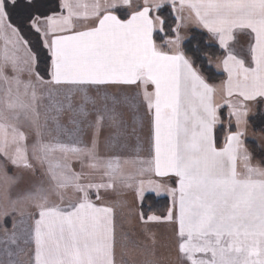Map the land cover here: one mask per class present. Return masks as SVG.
<instances>
[{"label":"snow or ice","instance_id":"6c2138e0","mask_svg":"<svg viewBox=\"0 0 264 264\" xmlns=\"http://www.w3.org/2000/svg\"><path fill=\"white\" fill-rule=\"evenodd\" d=\"M165 2L63 0L66 15L43 21L39 15L32 17L51 58V79L44 80L35 70L32 50L19 47L28 42L6 23L17 0H0V39L5 41L0 58V83L5 86L0 98V176L7 185L12 180L9 164L33 173L46 164L43 174L48 177L47 186L41 183L24 196L36 209L34 226L26 229L25 243L34 244L29 260L8 264H118L113 208L98 205L92 195L101 200V190H115L117 184L133 188L136 176L146 172L174 177V186L166 188L141 179L135 191L142 201L147 183L155 185L157 194L164 188L171 196L163 219L175 227L177 251L185 264H264V164L252 163L244 139L251 111L245 102H264V0H179V10L186 9L188 19L194 18L224 49L217 67L222 66L227 79L219 88L185 53L179 25L174 38L159 36L164 21L152 13ZM170 2L175 9L177 0ZM243 30L253 37L247 64L230 47ZM38 86H67L47 88L50 97L63 92L67 103L58 102L56 111L70 113L67 123L54 117L55 129L40 125L33 103ZM108 86L134 88L132 95L118 97L109 96ZM92 89L101 102L89 96ZM218 92L228 98L236 127L222 146L215 132L222 123L221 105L215 102ZM78 94L83 102L75 104ZM233 96L238 102L233 103ZM141 107L150 118V158L102 155V146L110 152L132 137L139 139ZM120 108H128L130 117ZM22 119L32 128L31 144L21 130ZM106 128L112 131L103 138ZM53 132L66 135L67 142ZM46 135L52 139L45 141ZM137 164L135 173L129 171V165ZM69 188L77 194L74 202L67 207L52 202L63 201L60 190ZM140 219L147 223L162 218L140 213Z\"/></svg>","mask_w":264,"mask_h":264},{"label":"rangeland","instance_id":"374dc122","mask_svg":"<svg viewBox=\"0 0 264 264\" xmlns=\"http://www.w3.org/2000/svg\"><path fill=\"white\" fill-rule=\"evenodd\" d=\"M62 10L64 11V15H66V9L62 7ZM6 23H8V21H6ZM8 33L9 35H11V29H8ZM18 36L20 35L18 34ZM12 39L15 40V37H12ZM7 47L11 51L13 45L8 44ZM19 47L21 49L29 48L28 44H21L19 45ZM4 48L5 41L3 39H0V58H2L3 56ZM19 55H24L23 50H21ZM23 78L25 80L28 79L26 74ZM4 87L5 86L0 83V98L3 97ZM48 87H52L53 89H55L56 87L61 86H38L36 89L38 99L33 103L36 111L39 113L38 119L40 125L42 127L46 126L48 129H55L56 121L54 117H59L61 123H67L70 113H59L56 111L58 102L66 105L67 101L64 100L63 92H61L59 95H56L54 92L50 97L47 91ZM93 91L94 90L89 91V96L92 99L98 100V103L101 102L99 101L96 92ZM105 91L109 93L108 90ZM25 100L28 101L29 98H25ZM82 102V94H78L74 97L75 104H79ZM108 103L111 104L110 99ZM88 107L91 108L92 105L89 104ZM143 108L144 107H141L138 113V115L143 117L144 120V127L143 130L139 132V139H137L136 137H132L126 142V146L115 147L110 152L102 146V155L106 153L109 155H119L122 160H142L141 156L144 155V160L148 159V154L146 152L148 149V145L150 144V125L149 118L145 114ZM0 110H3L2 103H0ZM130 115L131 113L129 112L125 113L126 118L130 117ZM263 115L264 114H261V111L259 109L252 116V118H257V122L254 123V126H252V128L247 132V138L256 141L263 153L262 156L255 157L256 164H264ZM20 126L21 130L29 135V144H31L33 137L32 128L29 126V121L22 119ZM255 128H257V130ZM111 131V129L106 128L103 132V138H106ZM53 135L66 142L68 140V137L66 135H59L55 132H53ZM50 139H52V136H45V141ZM46 167V164L43 167L38 166L37 172L33 173L23 168H17L9 164L7 166V170L12 180L7 185L4 183L3 177L0 176V261H4L5 264H8V262L11 261H15L16 259H20L23 262H27L29 260L34 244L25 243V240L27 239L26 229L34 226V214L36 212V209L32 203L24 199V196L30 191L34 192L35 187L37 185H40L41 183L47 186L48 177L43 174ZM137 167H139L138 164L135 167L131 165L128 166L129 171L133 173H135ZM76 170L78 171L79 168L77 167ZM139 180L140 177L139 175H137L134 181L133 188H127L120 184H117L115 190L108 189L107 191H105L104 194L106 195V197L102 198L103 200L111 199L113 201H116L117 203L118 220L116 226V258L118 264H122L123 261H127L128 264H146L147 261H157L158 264H174V262H177L178 264L180 258L175 260L176 257L174 256V250L172 249L173 245L169 243L168 247L166 246L167 243L162 240V235L164 233L157 232L158 230H156V232L150 230L151 227H154L156 221H150L141 224V222L137 220V216L139 215V213L135 203V201H137L135 187H138ZM60 191L64 193V200L61 201L57 198H53V203H56L61 207H67L69 203L75 201L77 194L73 189H61ZM162 192L164 193L165 191L163 190ZM5 212H7V215H4ZM13 225H15V228H13ZM5 228L7 229V232L3 230ZM13 237L15 238V243L12 242ZM174 249L177 250V239H175V237ZM153 252L155 253V255H153ZM183 263L185 264L184 261Z\"/></svg>","mask_w":264,"mask_h":264},{"label":"trees","instance_id":"16d2710c","mask_svg":"<svg viewBox=\"0 0 264 264\" xmlns=\"http://www.w3.org/2000/svg\"><path fill=\"white\" fill-rule=\"evenodd\" d=\"M18 6L10 10L9 20L13 27L18 29V34L23 40H26L28 47L36 56L35 70L43 77L44 80L50 79L51 58L48 50L43 46L41 34L37 33L32 27L31 18L39 15L41 19L47 16L64 15L60 0H32L29 6L25 0H17ZM156 15H159L164 21V32L159 33L160 37L165 39L174 38V29L177 28V18L170 5L161 7ZM162 43V40L157 41ZM182 47L185 53L190 56L209 83L212 85L220 84L224 81L225 76L219 72L213 65V61L221 58L224 51L211 42L210 37L203 31L193 29ZM222 123L216 129V137L218 146H222L226 135L233 129L228 126L229 117L225 108L219 111ZM264 117V115L262 116ZM257 122V118H253L251 123ZM257 130V128H255ZM249 151L254 157L262 156V151L258 143L252 140L245 142ZM171 207L170 199L166 196H158L154 193H146L141 202L140 211L147 218L149 216H159L164 218Z\"/></svg>","mask_w":264,"mask_h":264},{"label":"crops","instance_id":"0c3cea01","mask_svg":"<svg viewBox=\"0 0 264 264\" xmlns=\"http://www.w3.org/2000/svg\"><path fill=\"white\" fill-rule=\"evenodd\" d=\"M61 4L63 2V0H60ZM165 5H170L172 7V4L170 2V0H166V2L164 3L163 6ZM162 6V7H163ZM160 9V8H159ZM154 10V12L152 13L154 16L156 15V12L159 10ZM174 13H175V16L176 18L177 17H182L181 19H177V25H179V32H180V35L183 37V41H182V44L183 42L189 37L191 31L193 29H198V30H201L203 32H205L211 39V42L214 43L215 45H217L218 47L219 46V42L215 39V37H213L210 33L207 32L206 29L202 28L201 26H199L194 18L193 19H188V16H189V13L188 11L185 9L183 11H180L179 10V0H177V4H176V8L174 9L172 7ZM54 16H58V15H54ZM236 39L233 40V41H230V47H232L233 49V52L234 54H236L239 58H242L245 60L246 64L250 61V47H251V44L253 42V37L252 35L248 34V31L247 30H243V31H238L236 34ZM182 46V45H181ZM221 48V47H220ZM222 49V48H221ZM224 51V49H222ZM223 57V56H222ZM221 57V58H222ZM217 59L215 61H213V65L217 68V70L221 71V73L224 74L225 76V79L222 83L220 84H217V85H214L216 87H220L221 85L224 84V82L226 81L227 79V73L223 71V68L222 66L220 67H217V64L219 63L220 59ZM50 79H51V76H50ZM62 88L64 87H67V86H61ZM112 88H115V89H112ZM134 88V86H122V87H113V86H108L105 90H108L109 91V96H112V95H115V96H122V95H132V89ZM94 90L93 92H96L95 89H92ZM113 90V91H112ZM228 98L218 92L216 94V97H215V102L219 105H221L219 111L223 108H225L227 110V113H228V117H229V120L231 119L232 123L231 125L228 124L229 127H231L233 130L232 131H236V127H235V118L234 117H231L230 116V112L231 110L229 109L227 103L225 102ZM232 101L233 103H236L238 102V97L236 96H233L232 98ZM246 104H248V106L250 107L251 111L249 112V115H248V124H247V127H246V135L244 137L245 139V142L248 141V140H252V139H248L247 138V132L249 129L252 128V116L260 109L261 111V114H264V102H261L260 98H257L256 101H248V102H245ZM144 109V112H146L145 108ZM119 110H122L124 113H131L130 110L128 108H120ZM149 118V117H148ZM150 119V118H149ZM219 125V124H218ZM217 125V126H218ZM216 126V127H217ZM149 133H150V129H149ZM254 141V140H252ZM256 142V141H255ZM150 143V142H149ZM149 147H150V144L148 145V149H147V156H148V159L150 158V153H149ZM144 156V155H143ZM141 156L142 160H144V157ZM252 163L253 164H256V159L255 157L253 156V160H252ZM238 164V168L240 170H243V166H244V162L242 160L238 161L237 162ZM258 164V163H257ZM260 164V163H259ZM140 177V180L143 179L145 181L151 179L152 181H154L156 184H161V185H164V187H171V186H174L172 184V181L174 179V177H159V176H156L154 173L152 172H146L145 175L143 176H139ZM142 177V178H141ZM106 179V178H105ZM154 186L153 185H148L147 183L145 184V192H144V195L146 193H154L158 196H166L170 199V203H172V198L170 195H168V193L164 190V188H161L160 191H159V194H157V192L155 191H152V188ZM165 191L164 193L162 191ZM93 193H94V190H92ZM105 190H101V196L102 198L106 197V195L104 194ZM166 193V194H165ZM136 197H137V201H135L136 203V207H137V210H138V213L139 215L137 216V220H139V222H141V224H144L145 222H143L141 219H140V206H141V200L139 199V197L137 196V193H136ZM92 199L94 200L95 203H97L98 205H104V206H110L113 208V214H114V223H115V228L117 226V220H118V214H117V203L116 201H113V200H96L95 199V195H92ZM166 217V216H165ZM146 218V217H145ZM150 222V221H148ZM155 229V230H154ZM150 230L152 231H155L158 230L157 232H163L164 234L162 235V240L165 241L167 244L166 246L169 247V243H171L173 245V250H174V256L176 257L175 260H177L178 258H180V261L178 264H184L183 263V260L181 259V256L180 254L178 253V251L176 249H174V237L175 239L176 236H175V227L174 225L170 224L169 222H167L166 220H164L163 218L160 220V221H156V224L154 225V227H151ZM169 232V233H168ZM172 233V235H171ZM165 246V247H166ZM34 247V246H33ZM164 247V246H163ZM174 264H177V262H174Z\"/></svg>","mask_w":264,"mask_h":264}]
</instances>
